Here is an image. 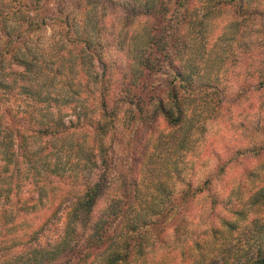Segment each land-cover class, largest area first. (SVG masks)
Listing matches in <instances>:
<instances>
[{"label":"trees","instance_id":"16d2710c","mask_svg":"<svg viewBox=\"0 0 264 264\" xmlns=\"http://www.w3.org/2000/svg\"><path fill=\"white\" fill-rule=\"evenodd\" d=\"M255 1L78 0L50 16L57 33L46 51L29 37L35 24L17 19L20 6L0 18V264H264V133L225 160L212 155L213 171L201 169L206 149L190 170L169 160L152 191L138 177L146 146L155 151L166 134L189 131L185 149L229 117L227 104L256 94L263 103L264 51L246 58L235 94L206 61H184L207 6L230 12L234 37H264V3ZM225 58L219 69L237 61ZM20 95L37 108H12ZM120 125L134 162L111 191ZM246 159L257 166L241 167L235 194L211 192Z\"/></svg>","mask_w":264,"mask_h":264},{"label":"rangeland","instance_id":"374dc122","mask_svg":"<svg viewBox=\"0 0 264 264\" xmlns=\"http://www.w3.org/2000/svg\"><path fill=\"white\" fill-rule=\"evenodd\" d=\"M77 1L78 0H0V18L6 21L9 19L11 13L15 12L16 7L20 6L21 10L20 13L17 14V19L21 18L28 23L31 22L35 24V31H33L29 37L32 42L40 44L46 51L52 37L56 36L57 33V26H55V22L49 20L50 16H53L58 9L61 11L74 10ZM255 2L264 3L263 0H256ZM107 6L109 7V5ZM211 10L212 9L207 6V8L203 10L200 9L198 12L199 18L201 16L206 17L204 21H206L207 26L200 34L192 36L190 57H185L184 61L186 65L197 67H200V65H202L201 63L206 61V68L204 71L211 73L210 75L215 78L217 77L216 80L227 84L228 94H235V91L244 82L243 73L246 58L256 56L257 54L262 55L264 51V37L258 33V29H256V31H254V29H249L248 32L240 33L237 37H234L232 29H228V23L231 18L230 12L223 11L220 15H214ZM105 13L109 18L114 17L115 19L113 20L117 18L121 20L124 16V13L114 11L113 9H105ZM23 28H25V26ZM38 28L40 29L37 30ZM226 38H232V43L228 44V41L224 40ZM3 41V39L0 40V45ZM208 49L209 54L205 56ZM228 54L229 56H227ZM223 57L234 58L237 61L234 66L224 65L222 69V66L219 69V65L221 64L220 59ZM250 68H252V65H249V69ZM39 83L40 81L37 82V85ZM258 97L259 94H256L255 97L250 100L241 98L240 103L235 108H231V105L227 104L229 112L226 114L229 115L231 113L229 117H219L211 126H207V136L205 138L189 139L190 143L185 149L179 148L180 141L185 139L186 136H190V132L183 129L168 137V134H166L165 139L162 140L160 146L155 151H153L152 147L146 146L145 153H147V157L141 156V171L138 177L141 176V173L142 177H145L146 182L149 183L148 191L153 190L152 187L154 183L159 182L160 179H164L167 163L171 159H180V166L186 170H190L192 167L191 161L194 160L197 155L204 154L205 150L208 149L209 152L205 156V160L201 161V169L205 172L209 166V171H213L215 167L213 165L214 157L212 155L219 154L221 159L225 160L226 153L241 148L243 145H246V141L253 143L256 139L261 137L262 133H264V96L262 98V104H260L261 98ZM34 103L35 101L30 97L20 95L19 98L16 101L14 100L12 104L10 103V105L12 108H16V105H18L20 107L19 110H22V112H29L32 108H37ZM226 103H230V101ZM10 105L8 104L7 106ZM118 131L119 133L113 152L114 170H112L111 176L114 179V183L111 185V187H113L111 191L120 187L122 177L128 179L129 166L134 162V155L131 154L130 157H127L126 152L123 150L127 147L124 127L122 128V125H120ZM134 141L135 140L131 141V144H134ZM151 153H153L152 156H150ZM190 158V162H187ZM240 159L243 158L237 157V160ZM135 161L137 160L135 159ZM239 163L240 165L228 171L226 175L223 177L221 176L215 181L213 189L211 190L212 193H219V195L222 196L227 194L228 191H232L233 194H235L236 188L234 186L240 176L241 167H245L244 164L249 168L257 166L255 159L251 161H247L246 159ZM198 178L196 181L200 182L199 180L201 177L200 179ZM195 179L196 178L191 177L190 182L193 184ZM194 185H196V183H194ZM221 198L218 196L217 200L219 201ZM258 213L259 217L264 218V207H262Z\"/></svg>","mask_w":264,"mask_h":264}]
</instances>
